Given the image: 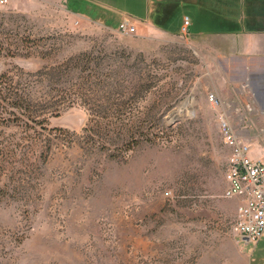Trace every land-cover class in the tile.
<instances>
[{
  "label": "rangeland",
  "instance_id": "1",
  "mask_svg": "<svg viewBox=\"0 0 264 264\" xmlns=\"http://www.w3.org/2000/svg\"><path fill=\"white\" fill-rule=\"evenodd\" d=\"M92 12L0 3V264H264L232 232L207 61Z\"/></svg>",
  "mask_w": 264,
  "mask_h": 264
},
{
  "label": "crops",
  "instance_id": "2",
  "mask_svg": "<svg viewBox=\"0 0 264 264\" xmlns=\"http://www.w3.org/2000/svg\"><path fill=\"white\" fill-rule=\"evenodd\" d=\"M81 1L104 26L113 28L111 22L119 28L129 20L134 36L157 42L181 34L189 18L186 36L207 61L210 93L222 103L213 108L249 143L252 159L264 163V153L253 142L264 138L258 127L264 124V0Z\"/></svg>",
  "mask_w": 264,
  "mask_h": 264
},
{
  "label": "built area",
  "instance_id": "3",
  "mask_svg": "<svg viewBox=\"0 0 264 264\" xmlns=\"http://www.w3.org/2000/svg\"><path fill=\"white\" fill-rule=\"evenodd\" d=\"M3 5L7 0H1ZM191 22L186 18L182 28L188 34ZM125 36H134L135 27L125 20L119 27ZM208 102L214 108L222 106L215 94L208 95ZM220 132L225 146L230 150L225 180V197L239 201L232 232L248 244H258L264 237V163L251 157L252 147L239 135L230 121L220 117ZM169 195V194H168Z\"/></svg>",
  "mask_w": 264,
  "mask_h": 264
},
{
  "label": "trees",
  "instance_id": "4",
  "mask_svg": "<svg viewBox=\"0 0 264 264\" xmlns=\"http://www.w3.org/2000/svg\"><path fill=\"white\" fill-rule=\"evenodd\" d=\"M2 99V98H1ZM12 99H15V98H12ZM22 101H23V98H22Z\"/></svg>",
  "mask_w": 264,
  "mask_h": 264
}]
</instances>
